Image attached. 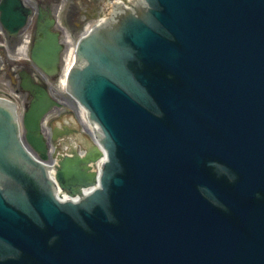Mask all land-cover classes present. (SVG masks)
Wrapping results in <instances>:
<instances>
[{
	"label": "water",
	"instance_id": "water-1",
	"mask_svg": "<svg viewBox=\"0 0 264 264\" xmlns=\"http://www.w3.org/2000/svg\"><path fill=\"white\" fill-rule=\"evenodd\" d=\"M200 1L204 5L192 10L188 3L194 5V1L160 0L166 11L157 16L172 33L176 30L167 24L173 25L185 14L191 44L186 58L185 33H179L177 40L181 42V50L148 26L132 28L134 31L128 34L142 61L150 65L158 63L176 75V82L163 75L141 79L149 95L157 96L159 102L165 101L168 121L152 116L108 80L98 78L93 82L90 90L93 93L88 95V100L113 138L124 172L107 189L104 186L103 191L85 201L96 204L91 212L82 211L80 221L87 228L82 229L72 221L73 211L63 212L42 195L31 196L29 212L25 215L0 193V239L23 254L19 259L3 260L0 264H264V214L256 209L252 214L245 213L238 207L233 217L214 208L212 216L220 218L222 224L218 228L202 211L204 206H212L200 198L194 186V183L203 185L204 177L213 181L205 174L204 161L200 158L226 161L229 157L238 167L244 163L239 187L247 183L264 191V36L252 43L250 54H244L242 48L234 45L238 56L245 57L235 87V91L245 90L243 102L234 98L231 115H227L206 97L211 114L208 119L199 120L192 100L184 97L183 87L187 83L190 90L201 93L200 76L195 74L201 55L198 46L204 37L220 40L218 36H211V30L222 32L226 28L220 22L228 17V1L235 0ZM237 34H225L227 39L220 41L230 46L228 39L236 42ZM45 46L38 47L42 51L36 57V62L43 67L53 61L44 56L51 52ZM203 53L217 65L225 61L234 65L231 50L217 44L205 48ZM41 93L42 98L32 103L24 121L28 140L37 150H44L38 124L50 105L46 94ZM138 101L145 102L140 92ZM7 117L8 111L0 108V163L6 162L15 144L13 128L3 120ZM19 153L24 161L31 163ZM96 154V150L90 151L83 162ZM77 161L74 158V165L65 159L57 172L62 187L72 191L81 181L89 179V175L83 174L84 166ZM2 167L8 169L7 165ZM67 176L72 178V184L63 182ZM33 208L40 215H35ZM43 224L47 231L39 228ZM239 226L244 230L239 231ZM53 233L57 239L48 245ZM232 233L235 234L231 236ZM10 252H14L11 247Z\"/></svg>",
	"mask_w": 264,
	"mask_h": 264
},
{
	"label": "rangeland",
	"instance_id": "rangeland-1",
	"mask_svg": "<svg viewBox=\"0 0 264 264\" xmlns=\"http://www.w3.org/2000/svg\"><path fill=\"white\" fill-rule=\"evenodd\" d=\"M45 1L46 0H43L42 3H44ZM102 1H104V0H95V4L100 5V3ZM87 2L89 4H91V0H51L49 2L46 1V6L50 7L51 12L53 14H55V17L57 16V18H58L57 23L54 25V28L56 30H58V32H60L61 41H63L64 39H66L68 37V33L73 35V36H76L80 32H83V29L85 28L87 23L92 22V21H90L91 15H89L87 13L85 14V8H84L85 4L84 3L87 4ZM79 11L82 14L78 15ZM82 11H84V12H82ZM66 21H68L69 24L66 23ZM71 21H77L78 24L75 22L72 23ZM65 53H66V50L63 52L62 58L65 55ZM62 58H61V60H62ZM60 65L61 64H59V66ZM8 77H9L8 75L0 74V95L2 94L4 96H11V97L14 96V98L20 102V99L14 95V90L12 89L14 87L7 80ZM52 85H53V91L54 92L57 89L62 94H64V91L61 89V86L57 80L54 81ZM54 95H57L56 92L54 93ZM68 100H69V102H71L74 105L73 99L71 97L68 96ZM57 109L58 108H52V110L46 116L47 119L51 120V122H52L51 124H53V125H58L61 121H65L67 118H69L67 116L65 118L62 117V118H60L61 120L57 121L56 118H57V116H58L57 114L59 112V110H57ZM70 118H72V117H70ZM75 120H76V124H78L77 119H75ZM78 126H79V124H78ZM43 132L47 136L49 135L48 129L46 127H43Z\"/></svg>",
	"mask_w": 264,
	"mask_h": 264
},
{
	"label": "flooded vegetation",
	"instance_id": "flooded-vegetation-1",
	"mask_svg": "<svg viewBox=\"0 0 264 264\" xmlns=\"http://www.w3.org/2000/svg\"><path fill=\"white\" fill-rule=\"evenodd\" d=\"M40 9L44 10L46 13L51 11L50 7H46L43 8L41 6V4L38 5ZM44 12V14H45ZM48 16V15H47ZM47 17L45 16L44 19L42 20V23H40L38 25V20H35V24L33 27L32 25H26V27L22 30H20L19 32H17L16 34H4V40L7 44V49H9V51L11 53L15 52L16 47L21 43V34L24 31H27L29 33V38H30V44L33 42L34 39H36V37H40L42 34L40 32H38V27H42L46 21ZM0 29H2L1 24H0ZM0 43H3V37H0ZM4 57V53L1 51L0 52V62H1V67L0 70L2 72H12L15 74H20V72L22 71L21 68H11V66L8 64V62L3 58Z\"/></svg>",
	"mask_w": 264,
	"mask_h": 264
},
{
	"label": "bare ground",
	"instance_id": "bare-ground-1",
	"mask_svg": "<svg viewBox=\"0 0 264 264\" xmlns=\"http://www.w3.org/2000/svg\"><path fill=\"white\" fill-rule=\"evenodd\" d=\"M71 42V41H70Z\"/></svg>",
	"mask_w": 264,
	"mask_h": 264
}]
</instances>
